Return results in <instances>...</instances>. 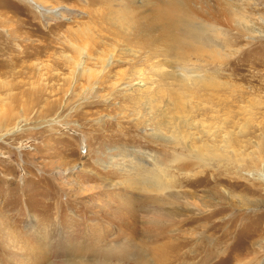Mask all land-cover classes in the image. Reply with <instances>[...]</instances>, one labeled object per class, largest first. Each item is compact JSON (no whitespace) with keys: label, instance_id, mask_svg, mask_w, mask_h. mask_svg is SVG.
<instances>
[{"label":"rangeland","instance_id":"374dc122","mask_svg":"<svg viewBox=\"0 0 264 264\" xmlns=\"http://www.w3.org/2000/svg\"><path fill=\"white\" fill-rule=\"evenodd\" d=\"M251 1L258 4L257 32L232 36V49L240 48L202 66L216 81L189 93L173 87L176 99L188 102L176 120L180 134H189L188 143L222 139L232 146L227 156L235 151L238 158L222 167H198L192 171L197 176L175 173L186 177L177 190L195 193L201 202L188 204L192 220L175 228L185 244L172 252H183L176 264H264V3ZM106 3L95 6L104 12ZM92 7L88 0H0V264H32L31 249H39L45 237L66 250L76 234L90 230V240L101 228L113 229L98 208L112 205L107 197L114 193L140 196L126 191L119 165L132 158L147 164L146 156L157 152L150 133L157 110L165 109L148 105V99L156 103L161 95L167 102L158 92L168 93L169 81L160 80L159 70L168 71L172 58L180 73L182 57L114 53L115 60L97 64L102 57L96 53L104 52L99 50L113 27ZM81 36L88 49L96 47L89 60L75 53ZM118 58H126L120 68ZM181 118L192 125L184 127ZM174 153L184 156L179 147ZM121 238L112 230L104 245H91L108 251ZM117 245L116 252H126ZM93 251L84 257H95ZM61 254L58 260L72 256ZM123 257L110 260L133 263Z\"/></svg>","mask_w":264,"mask_h":264},{"label":"bare ground","instance_id":"6f19581e","mask_svg":"<svg viewBox=\"0 0 264 264\" xmlns=\"http://www.w3.org/2000/svg\"><path fill=\"white\" fill-rule=\"evenodd\" d=\"M88 1L90 6H93L92 12L95 9L97 14L101 13L104 16L102 18L113 27V34L109 42L103 45L102 49L104 50H99L104 52L97 51L96 53L102 57L97 60V64L100 62L105 65L109 57L115 60L114 53L124 57L129 54L136 57L139 53L156 51L162 55L170 53L181 56L180 73H177V67L171 58L169 70L164 71L163 68L159 70L160 80L169 81L167 84L168 93L158 92L163 93V98L166 97L167 102L164 103L161 95L157 97L158 102L156 103H153V98L148 99V105L152 104L155 108L157 104V108L165 109L161 113L157 110L156 115H160H157L154 122L156 128H151L150 133L155 141L154 148L158 153L147 155V164L136 160L132 161L133 158L130 161L126 159L124 163L121 162L120 169L117 170L119 173L124 172L126 191L129 193L136 191L140 196L131 200L126 195L111 194L107 199H110L112 205L106 208L98 206V209L100 213L102 212V217H100L102 221L114 222L113 229L101 228L90 240L87 237L90 230H88L89 233L85 231L82 236L75 233L76 235L72 236L75 238L74 241L69 239L71 242L68 243L66 250H62L56 240L52 246V241L45 237V243L42 241V245H37L39 249H31V254L34 255L31 262L32 264L33 262L41 264L44 260L52 259L50 263L55 264H119L112 262L110 257L114 255L119 259H124L123 255L126 253L129 260L133 262L131 264H176L177 258L183 256V252L182 255H172V252L183 248L185 244L178 240L181 234H176L175 228L179 229V227L188 225L187 223L192 220V218H187L189 211L186 209L190 208L188 204L191 206L192 204H201V202L197 201L199 198L195 193H182L177 190L180 182H183L186 177H178L175 173L179 171L182 174L187 173L189 177L197 176L198 173L193 175L192 171L198 167H201L200 171H204L212 165L222 167L228 160L237 161L238 158L235 151L233 152L234 157L227 156V150L232 146L222 143V139L213 144L206 141L195 145L188 143L189 134L182 132L183 135H181V127L176 123L178 110L186 112L188 102L177 100L173 87L177 85L189 93L196 91L198 85L206 86L212 81H216L208 76L202 66L209 64L207 61L224 59L226 52L237 51L240 47L232 49L237 45V41H231L232 36L236 38L247 36L249 38L257 32L258 19L255 18L254 9L258 8V4H254L251 0ZM261 1L264 3V0ZM103 2H107L104 12L95 6L97 3L101 5ZM232 32L234 34L230 37ZM85 44L86 41L81 36L79 44H75L74 50L81 57L86 55L88 58L92 56L91 51H96V47L90 50ZM106 54L109 55L106 56ZM123 59L117 60L118 68L124 65L121 61ZM71 60L76 63V66L79 65V60L76 62ZM131 62L132 60L128 61V63ZM197 65L199 66L197 67ZM84 71L90 78H94L93 70ZM110 71L111 68L108 69L106 75L111 74ZM180 120L184 127L192 125L186 119L181 118ZM148 138L144 136V140ZM147 143L149 145V142ZM177 146L184 152L182 153L184 156L179 155L181 153H174ZM236 164L238 166L240 163ZM218 177L217 183L219 184L221 178ZM187 184L196 187L195 183L188 182ZM115 185L117 186L116 182ZM110 187L113 190L111 185ZM116 189L118 188L116 187ZM214 191L217 193L216 184ZM95 227L97 228V226ZM112 230L117 236L122 237L120 242L111 243L108 251V248L104 249L105 247L96 248L97 244L104 245L103 243ZM182 236L185 238V233L182 232ZM198 240L201 242V238ZM117 244L123 245V250L126 252H116ZM92 247L96 256L90 259L85 258L84 255L92 250ZM129 247H132L133 250H130ZM97 249L99 251H96ZM63 251L70 252L72 256L69 255L67 258L58 260ZM41 255L44 256L41 257Z\"/></svg>","mask_w":264,"mask_h":264}]
</instances>
